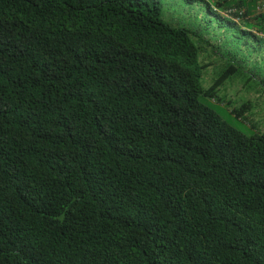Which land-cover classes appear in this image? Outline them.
Listing matches in <instances>:
<instances>
[{"label": "trees", "instance_id": "1", "mask_svg": "<svg viewBox=\"0 0 264 264\" xmlns=\"http://www.w3.org/2000/svg\"><path fill=\"white\" fill-rule=\"evenodd\" d=\"M164 6L0 0V264H264V134L204 102L242 61L205 87Z\"/></svg>", "mask_w": 264, "mask_h": 264}, {"label": "crops", "instance_id": "2", "mask_svg": "<svg viewBox=\"0 0 264 264\" xmlns=\"http://www.w3.org/2000/svg\"><path fill=\"white\" fill-rule=\"evenodd\" d=\"M193 6L187 7L184 11L174 9L171 11L175 18H177L178 24L175 26H182L188 29L195 30V33L198 34L202 45L203 53H211V55H216L218 58H224V62L226 61V57H232V52L236 51V54H240L239 51L242 47L239 45L236 39L235 33H229L225 30V26L227 25L231 28V24H229L225 19L224 16H220L219 14L213 12V8L216 6L217 2L221 3L223 0H186ZM231 2L234 1H241L244 5L243 8L246 10V16L242 22L241 28L247 35V38H243V40H250L248 39L252 34H255L254 29L260 27V23L264 22V0H228ZM169 4H173L169 2ZM168 4V5H169ZM261 7V13L257 11L258 7ZM171 7V6H170ZM167 6L165 7L166 13ZM216 16L217 21L214 23L213 19ZM210 20L212 21V25H210ZM230 20V19H229ZM172 24V23H171ZM198 24L202 27L198 28ZM264 25V23H261ZM257 25V26H255ZM229 30V29H228ZM240 30L241 33L243 31ZM261 37L264 39V30L260 31ZM249 34H251L249 36ZM256 35V34H255ZM250 42H252L250 40ZM253 43V42H252ZM235 48L237 50H235ZM258 51V54H257ZM229 53L231 55H229ZM252 53V54H251ZM214 57V56H213ZM244 59L246 68H252L255 70H259L260 76L257 75L258 79H264V46L259 44V42L250 45V48L244 49L243 54L240 57L235 56L236 61L239 59ZM247 59H251L247 61ZM207 62V61H205ZM209 63V62H208ZM242 63V62H241ZM253 64V65H252ZM243 65V64H242ZM262 96L264 98V84L261 85L260 90ZM264 104V101L262 102ZM264 110V108H262ZM263 115L262 121H264V112L260 111ZM261 120V119H260Z\"/></svg>", "mask_w": 264, "mask_h": 264}, {"label": "rangeland", "instance_id": "3", "mask_svg": "<svg viewBox=\"0 0 264 264\" xmlns=\"http://www.w3.org/2000/svg\"><path fill=\"white\" fill-rule=\"evenodd\" d=\"M173 4H169V2ZM164 10H163V17L166 21L169 23H172L173 25H180L178 24L177 18H175V15L171 12L174 9L180 10L181 12L184 11L187 7L193 6L190 3H188L186 0H164ZM169 4V5H168ZM167 6L166 13H165V7ZM171 6V7H170ZM214 16L213 22L215 23L217 21L216 16ZM210 25H212V21L210 20ZM242 25V24H241ZM257 26V25H255ZM203 26L198 24V28L202 29ZM226 31L229 33H235V36L238 37V39L243 40L245 37V34L241 33L236 26L231 25V28L227 25V27H224ZM229 29V30H228ZM255 34L257 37H261V33L259 30L254 29ZM254 34V35H255ZM251 34H249L250 36ZM262 38V37H261ZM243 41L240 42V44ZM241 53L236 54V57H240L245 48L241 44ZM252 54V53H251ZM258 54V51H257ZM214 56V57H213ZM211 55V53H201V59L205 62H209L210 67L205 72V76L203 79V84L205 87H209L214 82V79L218 76L219 72H221L224 64V58H218L216 55ZM242 61L243 66V74L239 76H235L231 79H229L225 84H223L219 91L218 96L225 98V104H220L218 102H215L213 100H204V102L208 103V101L211 102L212 106L220 113L231 125L239 129L240 131L244 132L247 135H252L255 133L264 134V121H262V113L264 110V104L262 102L264 101V98L262 96V92L259 91L262 82L259 83L260 80L258 78H254L253 73H257L256 75L260 76V71L255 70L252 68H246V60L245 58L239 59ZM251 59H247V61H250ZM253 65V64H252ZM264 76V75H262ZM250 100L252 102L251 108L248 109L247 114H245L244 117H247V119H241L236 118L234 113H232V109L236 108L238 109L242 103L245 101ZM261 119V120H260Z\"/></svg>", "mask_w": 264, "mask_h": 264}, {"label": "built area", "instance_id": "4", "mask_svg": "<svg viewBox=\"0 0 264 264\" xmlns=\"http://www.w3.org/2000/svg\"><path fill=\"white\" fill-rule=\"evenodd\" d=\"M219 8H215L214 10L219 11ZM262 8L259 6L257 11L261 13ZM224 17L230 19L232 22L236 24H242L245 16H246V10L243 7L239 6H230L226 7L219 11Z\"/></svg>", "mask_w": 264, "mask_h": 264}, {"label": "clouds", "instance_id": "5", "mask_svg": "<svg viewBox=\"0 0 264 264\" xmlns=\"http://www.w3.org/2000/svg\"><path fill=\"white\" fill-rule=\"evenodd\" d=\"M215 8H219V7L215 6ZM213 10H214V8H213ZM218 10L220 11V10H222V8H219ZM219 11L214 10L215 13H217V14H219V15L221 16L222 14H221ZM222 16H223V15H222ZM225 18H226V17H225ZM227 19H228V18H227ZM239 25H241V24H239Z\"/></svg>", "mask_w": 264, "mask_h": 264}]
</instances>
